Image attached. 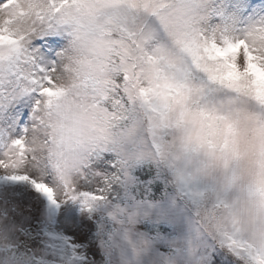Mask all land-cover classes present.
Returning a JSON list of instances; mask_svg holds the SVG:
<instances>
[{
  "label": "snow or ice",
  "instance_id": "obj_1",
  "mask_svg": "<svg viewBox=\"0 0 264 264\" xmlns=\"http://www.w3.org/2000/svg\"><path fill=\"white\" fill-rule=\"evenodd\" d=\"M46 2V8L34 9L36 26L21 39L9 33L11 17L0 22V107L15 101L18 93L8 85L18 83L36 97L31 127L58 133L56 151L46 157L27 147L29 128L0 149V264H70L66 249L72 250L71 264H83L76 257L85 242L94 252L87 223L65 220L57 228L44 216L45 201L55 208L67 199L90 207L102 199L83 179L78 189L69 188L66 157L73 144L80 169L81 153L118 149L138 127L147 129L145 135L159 132L162 106L169 100L183 103L193 91L205 100L228 93L233 103L247 98L264 109V20L231 37L202 27L210 15L202 11L203 0ZM21 3L3 0L0 8L17 5L23 12ZM41 26H65L68 32L67 42H40L53 57L50 63H41L39 53L26 46ZM58 65L70 74L67 83L57 81ZM26 107L21 103L15 110ZM227 130L232 131L231 124ZM259 132L264 152V119ZM189 139L197 146L206 142L200 134ZM57 185L65 189L63 202ZM223 241L249 264H264V246L236 237ZM217 264L232 261L218 259Z\"/></svg>",
  "mask_w": 264,
  "mask_h": 264
},
{
  "label": "rangeland",
  "instance_id": "obj_2",
  "mask_svg": "<svg viewBox=\"0 0 264 264\" xmlns=\"http://www.w3.org/2000/svg\"><path fill=\"white\" fill-rule=\"evenodd\" d=\"M202 11L210 13L203 28L223 36L239 37L264 20V0H203ZM49 38L67 42L66 27L41 26L27 37L26 46L39 53L41 63H50L53 59L43 51L40 43ZM60 52L61 49H56L53 56ZM8 87L18 95L12 104L0 107V149L12 138L25 134L35 111L33 93L22 91L18 83ZM21 103L27 106L26 109L16 111ZM256 107L259 111L264 110ZM146 132V128L138 127L134 137L118 149L81 153L82 179L102 199L93 201L90 207H84L78 200L67 199L53 217L46 211L44 216L57 228H61L65 220L87 223L95 250L89 252L92 244L87 242L80 245V255L76 259L83 264H210L211 256L217 252L214 241L220 246L224 241L202 227L195 211L205 205L230 206L239 199L242 187L230 172L219 184L206 174L208 162L199 151L176 152L170 147L165 148L169 144L166 138L170 130L161 129L145 135ZM147 168H152L153 174L146 181L144 170ZM170 176H174L179 195L174 188L163 195L154 191L153 180L158 178L167 184ZM237 238L245 237L238 233ZM141 242L140 255L134 257L132 245ZM64 255L71 264L72 250H64ZM227 256H220V260L229 261Z\"/></svg>",
  "mask_w": 264,
  "mask_h": 264
},
{
  "label": "clouds",
  "instance_id": "obj_3",
  "mask_svg": "<svg viewBox=\"0 0 264 264\" xmlns=\"http://www.w3.org/2000/svg\"><path fill=\"white\" fill-rule=\"evenodd\" d=\"M23 12L17 11V5L0 8V22L8 17L9 33L16 39L23 38L35 27L34 9L38 6L47 7L46 0L38 4L30 0H22ZM219 38V37H217ZM58 82L67 83L70 74L58 65L56 71ZM144 113H141L143 116ZM226 117L227 119H221ZM264 119L254 103L247 98L233 103L229 95L219 92L214 98L203 99L193 91L183 103L169 100L162 106L158 117L162 129L170 130L166 138L171 148L176 152L197 150L203 154L208 164L206 174H210L219 183L225 181L230 172L242 187L239 199L228 207L202 206L196 209L195 215L202 227L210 234L224 240L243 233V240L255 246H264V152L261 151L262 137L259 132V122ZM231 124L232 131L227 130ZM147 126V123L145 124ZM197 134L205 136V143L197 146L190 137ZM58 133L55 128L42 126L29 127L24 139L29 149L41 157H46L56 151L54 141ZM208 141L212 146H209ZM69 152V188L78 189L82 172L75 166V148ZM65 189L56 186V193L64 201ZM143 243L133 244L134 257L140 255Z\"/></svg>",
  "mask_w": 264,
  "mask_h": 264
},
{
  "label": "trees",
  "instance_id": "obj_4",
  "mask_svg": "<svg viewBox=\"0 0 264 264\" xmlns=\"http://www.w3.org/2000/svg\"><path fill=\"white\" fill-rule=\"evenodd\" d=\"M150 170H148V171L146 170L145 171V174H144V179L145 180L149 179L151 177V175L153 174V169L150 168ZM137 174H138V172H137ZM153 186L158 190V192H164L165 191V186L161 182H157L156 181V183Z\"/></svg>",
  "mask_w": 264,
  "mask_h": 264
}]
</instances>
